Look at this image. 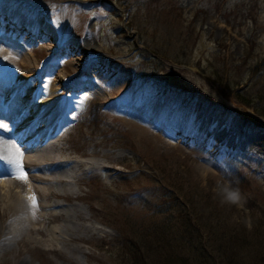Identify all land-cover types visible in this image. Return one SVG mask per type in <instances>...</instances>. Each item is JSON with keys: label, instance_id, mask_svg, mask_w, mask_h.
I'll use <instances>...</instances> for the list:
<instances>
[{"label": "rangeland", "instance_id": "obj_1", "mask_svg": "<svg viewBox=\"0 0 264 264\" xmlns=\"http://www.w3.org/2000/svg\"><path fill=\"white\" fill-rule=\"evenodd\" d=\"M245 2L256 22L241 16ZM0 9L37 31L0 15V44H13L8 51L15 54L0 65V75L24 78L43 112L62 106L53 116L66 114L52 139L63 148L57 157L104 166L74 182L79 198L57 199L78 204L85 225L102 229L53 242L36 232L59 225L12 223L0 240V264H132L117 229L121 207L143 214L159 208L167 202L164 186L176 195L169 205L178 197L184 207L172 210L181 218L177 228L188 214L204 217V240L215 248H208L207 264L225 262L217 228L243 235L250 246L244 262L258 261L264 253L253 251L257 242L264 245V117L256 112L264 114V0H0ZM26 60L40 75L33 86L23 73ZM45 94L50 101L40 99ZM129 111L145 121H133ZM14 177L0 180L25 190L26 181ZM236 191L240 202L231 203Z\"/></svg>", "mask_w": 264, "mask_h": 264}, {"label": "bare ground", "instance_id": "obj_2", "mask_svg": "<svg viewBox=\"0 0 264 264\" xmlns=\"http://www.w3.org/2000/svg\"><path fill=\"white\" fill-rule=\"evenodd\" d=\"M0 15L2 19L12 23L11 26L18 25V28L25 27L32 34H36L37 32L36 30L32 31V26L26 25L23 23L24 21L21 20L19 22V20L14 19L13 14L2 13L0 9ZM36 25L43 28L40 22L36 21ZM51 45L54 47L58 44L53 40L51 41ZM8 46L12 47L13 44H8L7 46L0 44V65H3L8 60V55H15L8 51ZM46 48L52 50L51 46ZM58 49L59 51L61 50L60 48ZM79 49L81 52L83 51V48L79 47ZM13 51L17 53V56H19L18 54L23 57L25 56L24 53H21L17 49ZM24 58L26 59V57ZM26 61L27 63L23 62L22 64L24 67L23 73L29 75L27 79H29L30 85L33 86L36 80L38 82L37 77L39 74L36 73L38 70L35 65L30 63V60ZM87 65L84 66V69H88ZM51 72L53 73L51 80H54L52 82H57L61 79L60 74L56 73L58 72L57 70ZM3 74L0 75V92L4 93V101L0 100V143L2 142L0 156L3 157V161L0 163L4 165L3 170L11 173V175H0V179H10L9 176L17 175L19 173V169L16 167L17 162L22 163L23 170L28 174V177L25 183V190L20 188L19 184L15 182L0 180V240L5 237V229L12 223L29 224L31 223V219L35 222L49 224L48 226L59 225L52 227L48 231L49 233L45 232V229L42 227L36 232L48 235L53 242H65L75 238L80 233L88 235L97 229H102L100 225H85L88 218L84 215L82 208L78 204L72 202L64 206L57 199L79 198L78 193L74 189V182L80 181L81 177L85 175L86 170L103 168V164L96 159L77 161L66 154L57 157L55 152L57 149L63 152V148L60 145V139L56 141L52 139L60 135L55 134L61 128L60 125L63 123L66 114L62 115V118L59 120L56 116L55 121H53V116L60 112L62 106L57 105L56 103L58 102H56L55 104H51V107L47 111H41L42 108L39 107L43 103L38 101V104L34 103L36 93L30 89L29 92L26 91L24 78L23 81H20V78L16 79V77L8 80ZM41 98L42 101H50L47 94ZM15 102L22 107L24 105H37L36 108L33 107L31 109L30 116H28L29 119L27 120V122L31 121V119L34 120L33 124L25 128L17 127V123L20 117H22V112L17 111L15 115L8 113V108L11 104H15ZM129 115L135 122L143 123L146 118L145 115L132 111H129ZM38 126L41 129L33 134L38 129ZM42 130L47 135L46 137L42 136L43 133L40 132ZM187 134L190 135L187 131L183 133V135ZM44 170L45 172L47 171L43 173L45 176L38 174ZM31 197L35 198V206H33ZM32 207L35 208L34 212ZM121 208H125L129 214H132L128 207L122 206ZM33 231L35 230L33 229Z\"/></svg>", "mask_w": 264, "mask_h": 264}, {"label": "trees", "instance_id": "obj_3", "mask_svg": "<svg viewBox=\"0 0 264 264\" xmlns=\"http://www.w3.org/2000/svg\"><path fill=\"white\" fill-rule=\"evenodd\" d=\"M244 4V11H248L247 2ZM246 11L241 14L244 21L254 20L256 22V17L250 14L251 10L249 9L248 13ZM156 52L158 53V51ZM234 97L239 103H247L250 106V102H246L242 94L236 92ZM256 112L259 116L264 117V114ZM239 160L243 159L239 158ZM244 177L243 175L237 176L242 184L245 182ZM163 189L167 202L159 208L152 210L144 208L145 214L141 210L138 211L140 213L130 210L132 214H129L125 208H122L124 212L121 217L122 222L117 229L121 231L124 239L125 253L123 252V254L129 256L132 264H150V259L154 260L153 264H207L210 259L209 249L215 250V248L207 246L208 243L204 240L202 231L204 227H200L204 217L196 213L193 214L194 216L188 214L185 217L187 220L182 222L180 228H177L181 218L175 216L172 210L182 207L184 211V207L180 205L178 197L173 198L174 205H169L171 196L175 194L166 190L165 186ZM175 219L177 223L174 224ZM217 229L213 235H216L218 249L221 250L219 256L225 258L224 264H264L263 252L257 262H244V251L250 246H247V239L243 235L233 233L231 228L222 229V231L220 228ZM262 244V241L257 242L253 251L264 250V247H261L264 246Z\"/></svg>", "mask_w": 264, "mask_h": 264}, {"label": "snow or ice", "instance_id": "obj_4", "mask_svg": "<svg viewBox=\"0 0 264 264\" xmlns=\"http://www.w3.org/2000/svg\"><path fill=\"white\" fill-rule=\"evenodd\" d=\"M2 161H3V157L0 156V162H2ZM16 167L19 169V173L17 175H15L14 178L21 180V181H27V173L23 170L22 163L17 162ZM3 169H4L3 163H0V175H6V174L11 175V173L5 172ZM30 199H32L33 206H35V203H36L35 198L31 197Z\"/></svg>", "mask_w": 264, "mask_h": 264}, {"label": "clouds", "instance_id": "obj_5", "mask_svg": "<svg viewBox=\"0 0 264 264\" xmlns=\"http://www.w3.org/2000/svg\"><path fill=\"white\" fill-rule=\"evenodd\" d=\"M229 201L231 203H239L240 202V195H239V192L236 191V192H231L229 193V197H228Z\"/></svg>", "mask_w": 264, "mask_h": 264}]
</instances>
